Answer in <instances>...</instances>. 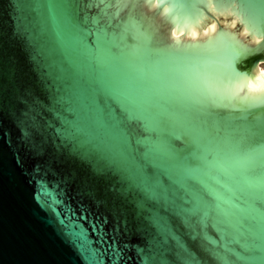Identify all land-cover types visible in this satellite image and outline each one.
Listing matches in <instances>:
<instances>
[{
    "label": "water",
    "instance_id": "1",
    "mask_svg": "<svg viewBox=\"0 0 264 264\" xmlns=\"http://www.w3.org/2000/svg\"><path fill=\"white\" fill-rule=\"evenodd\" d=\"M188 2L165 0L161 7V0H139L134 9L109 7L103 12L70 4L66 9L70 23L62 43L46 7L32 0H0L4 60L15 73L10 86L5 81L7 98L0 114V264H88L73 233H81L98 249L106 247L99 243L101 236L109 242L115 237L123 254L119 264H143L137 248L151 254L150 237L141 231L147 225L137 215L136 193L119 177L96 175L71 154V145L58 134L63 121H72L74 115L57 99L74 82L135 79L178 117L199 111L210 114L209 119L222 129L229 123L264 120V106L247 114V121L236 120L241 113L234 110L241 106V97L264 90V74L257 69L264 63L252 67L256 57L235 63L237 71L251 73L242 86L237 80L229 81L226 71L234 45L256 46L240 7L242 0H231L235 7L218 9L180 7ZM255 2L259 7L262 0ZM94 16L98 24L93 23ZM72 23L84 31L75 33ZM18 24L38 37L34 45L27 36H12ZM101 29L108 35L98 48L95 33ZM38 48L42 49L39 55ZM49 65L62 68L64 80H53ZM224 134L222 130L220 135ZM34 143L42 145L40 155L32 152ZM174 143L183 147L180 140ZM49 164L53 172L45 174ZM147 170L153 173L150 166ZM48 186L61 193L59 202L45 194ZM234 213L231 226L216 228L210 223L207 229L208 240L203 243L220 255L251 242L260 227L243 200L237 202ZM177 234L200 264H220L200 247L201 241H192L183 229ZM110 256L100 257L103 264H112ZM168 259L179 264L174 256Z\"/></svg>",
    "mask_w": 264,
    "mask_h": 264
},
{
    "label": "snow or ice",
    "instance_id": "2",
    "mask_svg": "<svg viewBox=\"0 0 264 264\" xmlns=\"http://www.w3.org/2000/svg\"><path fill=\"white\" fill-rule=\"evenodd\" d=\"M32 2L47 8L57 39L63 43L70 23L66 15L70 4H83L103 12L109 7L134 9L139 0ZM228 5L236 6L231 0H190L180 7L199 10ZM160 6H165V0H161ZM240 7L256 46L234 45V55L226 71L229 81L237 80L242 86L251 79V73L237 71L235 63L249 57L258 58L252 67L264 63V0L259 7L255 0H242ZM92 21L99 23L95 16ZM71 27L75 33L84 31L78 23H72ZM95 35L99 48L108 33L101 29ZM12 36H27L33 45L38 41V37L28 33L20 24ZM4 38L0 32V114L4 112L8 86L15 75L10 62L6 68ZM41 51L38 48L37 54ZM49 69L48 74L53 80H64L62 68L49 65ZM57 102L68 105L74 115L72 121L65 119L58 130L66 145H71V154L87 163L96 175L119 177L130 192L136 193L137 215L147 225L141 231L150 237V255L137 248L143 264H172L169 256H174L179 264H200L196 254L177 234L180 229L192 241H201L200 247L220 264H264V120L243 125L229 123L226 129H222L217 121L209 119L210 114L194 111L178 117L164 108L143 83L131 78L98 79L94 83L76 81ZM262 106L264 90L243 96L241 106L234 109L241 115L235 119L247 121V114ZM222 130L223 136L220 135ZM238 133L240 138L236 139ZM177 140L183 143V147L176 146L174 142ZM41 149L40 144L32 146L36 155L41 154ZM141 160L145 163H140ZM147 166L153 169L151 175ZM35 171L40 173V165ZM44 171L45 174L52 173V165L49 164ZM44 187L41 183V188ZM56 188L48 186L45 194L59 202L61 193ZM240 200L247 204L248 214L259 221L260 227L251 242L241 244L239 250L229 249L226 255H220L203 243L208 240L207 229L210 223L216 228L231 226L234 209ZM73 235L88 264H103L100 257L107 253L111 254L112 264H119L123 258L115 237L109 242L101 236L99 243L106 244V247L98 249L92 247L87 238H82L81 233Z\"/></svg>",
    "mask_w": 264,
    "mask_h": 264
},
{
    "label": "rangeland",
    "instance_id": "3",
    "mask_svg": "<svg viewBox=\"0 0 264 264\" xmlns=\"http://www.w3.org/2000/svg\"><path fill=\"white\" fill-rule=\"evenodd\" d=\"M257 69H259V70H264V64H261V65H259V67L257 68Z\"/></svg>",
    "mask_w": 264,
    "mask_h": 264
},
{
    "label": "bare ground",
    "instance_id": "4",
    "mask_svg": "<svg viewBox=\"0 0 264 264\" xmlns=\"http://www.w3.org/2000/svg\"><path fill=\"white\" fill-rule=\"evenodd\" d=\"M260 71L263 72V74H264V70L261 69Z\"/></svg>",
    "mask_w": 264,
    "mask_h": 264
}]
</instances>
